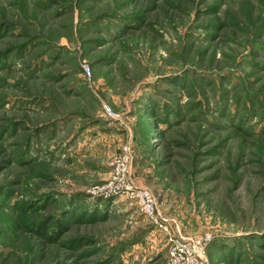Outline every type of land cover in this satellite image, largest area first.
Instances as JSON below:
<instances>
[{
    "label": "rangeland",
    "instance_id": "rangeland-1",
    "mask_svg": "<svg viewBox=\"0 0 264 264\" xmlns=\"http://www.w3.org/2000/svg\"><path fill=\"white\" fill-rule=\"evenodd\" d=\"M206 234L208 264H264V0H0V264Z\"/></svg>",
    "mask_w": 264,
    "mask_h": 264
},
{
    "label": "built area",
    "instance_id": "built-area-1",
    "mask_svg": "<svg viewBox=\"0 0 264 264\" xmlns=\"http://www.w3.org/2000/svg\"><path fill=\"white\" fill-rule=\"evenodd\" d=\"M85 72L88 74L87 68ZM129 160L128 149L125 147L115 165L116 175L119 179H123L128 172ZM136 197L143 212L153 219L156 227L159 230L166 231L164 221L154 218L156 202L152 194L148 190L143 189L136 192ZM209 239L210 236L206 234V236L200 238L176 239L172 242L170 240L171 244L167 249V264H208L205 258V246Z\"/></svg>",
    "mask_w": 264,
    "mask_h": 264
}]
</instances>
